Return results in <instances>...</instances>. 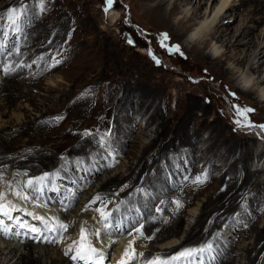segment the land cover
<instances>
[{"label":"rangeland","instance_id":"374dc122","mask_svg":"<svg viewBox=\"0 0 264 264\" xmlns=\"http://www.w3.org/2000/svg\"><path fill=\"white\" fill-rule=\"evenodd\" d=\"M9 1L10 0H0V8L5 4L6 9H8L10 6H16L9 4ZM159 1L160 0H115L113 7L108 12L104 11L106 6L105 0H50L49 3L46 2L45 8L47 9L46 13L48 11H54V9L59 10L61 13H64V15L66 16L67 24L64 25L61 23L60 25H62V28L67 27L68 24H74L80 29L81 46L91 45L93 47L95 46V50L97 48L102 49V54L97 51L98 53L95 52V54L93 55L85 54L84 56L87 55L86 57H97L94 60L95 62H98L99 60L105 62V58L109 57L108 61L106 62L109 63L108 67L110 65H113L115 73H111L112 69L109 68L108 75V70L104 69V74H102V76L103 80L109 82L108 86L113 87V84H115L119 80H114V78H126L127 85L133 84L141 87L143 86L146 89L154 90L159 94L157 97L158 99H155V104L153 105L151 112H153L156 108L161 110L164 103L165 107L163 106L164 113H162V115L163 117H169L170 119L173 116H179L182 113L181 111H183V109L186 107L187 102L192 103V100H194L198 104H200L201 108L196 109L195 115L199 120L205 118L206 125L201 127V143L200 145L198 144V148L201 149V147H209L215 141V139L212 140L211 131L209 128H207V124H212L214 123V120H216L218 125L226 129L227 135H231L237 140L239 134L256 137L258 139L257 154L263 153L264 156V129L258 127H241L235 123L236 120H240L242 124L246 123L244 117L237 114L235 106L239 105L241 108L246 106L254 109V112L248 114V119L253 124H264V86H253L254 80L256 81L259 76V72L256 73L250 71V67L252 66L251 62L253 59L251 58L244 67L238 66L237 62H235L234 60L219 63L217 62L216 58L220 57L223 54L230 55L234 59L237 58L236 53L233 51V48L229 49V47L226 46L225 42L216 41V39L212 38V36H209V34L204 38V41L200 43H195L189 38L190 32L192 30L194 31L196 28L198 29L204 21H207L206 24L209 25V28L213 33L214 26L219 23L221 15L224 14L228 9L226 7L221 12H218L219 6L223 0H215V2L214 0H202L201 3L203 5V14H201V16H197L198 18H196L195 16L192 17V13L195 11V7H197L198 4L197 0L186 1L187 3L185 6L181 7L179 5L174 15L167 14L170 17V22L167 25H162L161 23H159L154 17V14H152L151 12V9ZM174 1L175 0H163L168 13L174 8ZM241 1L242 0H230V5H228V7L237 5ZM263 1L264 0H261L260 2ZM213 2L214 5L212 7ZM257 2H259V0H257ZM216 3L218 6H216ZM71 8L76 10V13H78L81 17L83 16V14H85V16H90L89 23L92 25L95 24V26L93 25V27L95 28L91 29L88 28V26L86 27L88 23H86L85 21L79 22L76 18L75 11L71 10ZM31 13L32 15H30ZM31 13H27L26 18L23 20V22L27 23V25H21V27L23 28V32L15 35L11 31V25L7 22V20H0V36L1 34L3 36L4 33H7V36H4L6 44L9 43V40L12 37L17 39V43L14 42L16 46H18L20 43L22 44L21 40L22 38H25L24 36H26L27 38L26 30L30 29L32 25H34L33 22L35 23V25L37 24V28H39L41 31L43 28L46 31H49L53 28L49 27L50 18L45 13L44 15L38 13V9L34 6ZM112 13H115L113 23L109 19V16ZM260 16L261 15H258L257 12L253 13L251 16H249L245 11L237 12V15H232L231 13H229L224 20L226 21L224 23L233 22L231 31L232 35L236 34V36L238 35V33H235L236 27L241 28L242 26V28H245L246 26L252 27L255 25L256 32L254 35V41H257L258 36H261L260 40L264 38V21L260 18ZM1 17H6V13ZM52 18L56 19L57 16L54 15L52 16ZM251 18H255V21H257V23H252ZM116 21H118V23L115 24ZM42 24H44L43 27L41 26ZM34 33H36V31L33 30L30 32V35ZM161 33H167L169 35L170 39L166 42L168 45H180V49L181 52H183V55L170 52L167 47H162L160 43ZM187 33L189 34L185 37ZM67 34L69 35V32L67 31L63 33V38L57 41L58 46L63 43L64 39L68 38ZM73 41L74 39L71 40L68 45L74 43ZM129 41H133V43H129ZM0 42H2L1 39ZM11 45H13V43ZM263 47L264 44L260 48L255 50L258 53ZM8 49H12V47ZM197 49L202 52V55L204 57H211L212 60L208 61V59L206 60L200 57L197 54ZM250 49L252 51L254 50L253 48ZM108 50H113L115 53L113 55H110L106 53ZM245 53L249 55L251 51H248V48H246L244 54ZM100 55H104L106 57L100 58ZM153 56H155L156 59H158L160 62L157 63L156 59H154ZM8 57L9 55L7 54V50L4 48H0V66H4L3 62L5 60L3 59H6ZM84 60V58L82 60L81 58L79 59V61ZM33 61L37 62V59L22 55L21 61L18 63V65L21 62L25 65H34L36 62L33 63ZM256 62L257 61H255V63ZM18 65L16 67H19ZM31 67L26 68L28 73L25 75V79H41L42 89L27 85H23L22 89L25 94L30 93L34 96L33 99L37 102V107L32 105L31 102L22 99L15 101L14 104L10 103L9 90L12 82L8 81V75L5 76L4 74V72L7 71H4L3 67H0V92L2 91L0 93V129L7 128V126H14L16 124H26L28 121L39 120L48 112H55L62 106L64 107L66 102L69 101L74 90L79 91L85 86V83L82 82L83 79H86L83 78V72L80 74L77 71L67 69L63 72H53L48 75H44L45 68L38 69L40 65L39 67L33 69ZM238 67L240 68L238 69ZM99 68L100 67H98L97 70H99ZM261 69H263L264 71V65ZM228 70H233L234 73H227ZM105 71L107 72L105 73ZM97 73L98 72L94 73L93 75ZM121 74L125 75L121 76ZM232 74L234 75L231 76ZM38 76H41L42 78H37ZM80 80L81 82H79ZM8 82L10 83L8 84ZM51 85H56L59 88V92H49L48 89ZM250 87L253 88L254 93L248 96L246 95V93ZM233 93H235V95H232ZM162 98H164V102H162ZM137 101V96H134L131 100V103H133V107L129 106L128 104L123 107V110L125 117L132 116L138 122V127L140 129L138 131H135V134L131 138V141L138 142L137 146L141 148H139L137 152H135L136 150H134L131 154L128 152V150L127 152L123 153L118 149V147L115 146V144L107 142L105 143V145L107 146L103 145V148L99 149V139L101 140V137H104L105 141V135L100 132L92 133L91 138L93 140L91 142L92 144H94V146H98V149H94L92 151L95 153L91 152V154L89 153L85 159L80 158L75 160L71 164H65L63 167H61L62 171L59 169V167H52V169L48 166L47 168H44L45 170L41 169L37 172L39 175L45 172L55 174L52 177L51 183L49 185L48 193L45 196L48 206L35 209V207L38 206L21 201L17 197H13V194L9 192V198L7 196L8 200L12 202L15 201V205L17 204V206L22 210L17 211L18 213L16 212L18 216H14L15 218L13 220H6V223L12 229V232L7 236H3V234H0L1 244L4 243V245H6L5 243H12V245L14 246H16L17 244L20 246L23 243L26 244V242L35 241V243L41 242L45 246L48 244L47 246H50V248H54L55 251H61L60 249H62V243H64L61 242V239H63L62 236H64L66 232L61 231L59 233H51L49 231H46L44 230L43 225L40 224V221L34 219L32 216L31 218L30 216L26 215V212H28L29 210L32 212L36 210L35 212H37L38 209H41L43 211L38 210V212L36 213L37 215L38 213L40 215L46 212V214L48 213L47 215H42L44 217L48 216L49 221L53 222V218L56 216L55 218L59 217L61 221L63 220L64 223H68V218L70 216H76V214L81 210V207L82 210L86 209V207L89 205L90 198L93 195H96V193L100 189L101 184L106 181V176L109 173L115 170L111 175L115 176L117 173L123 172L125 173V176H128L131 173L130 168L137 165L139 155L143 146L152 143L157 137L156 129L158 128V123L145 125V122L142 119L143 116L138 117L137 112L139 111L140 107L138 106L139 103H137ZM165 108H168V110L166 111ZM179 108L182 110L180 111ZM202 108H206L208 110V113L205 114L202 111ZM84 125H86L87 129L92 128L88 127L89 124L87 125L86 123H84ZM199 127L200 125L197 124L194 126V129L197 130L199 129ZM33 138L34 136H32L31 134H26L21 142H18L20 144H18L17 146H22L23 148H25V146L30 145ZM217 140L219 139L217 138ZM164 144L165 143H163L162 146ZM126 145H128V149L133 150V147L131 146L132 144L130 142H127ZM219 151L222 156L223 154H225L224 149L221 148ZM24 156L25 155L22 154L19 149H14L12 152H9L7 157L2 156L0 153V161L10 160L7 162L11 163L7 166L2 165L3 167L0 165V172L4 174V176L6 177L5 179L10 177V175L13 176V178L9 179L13 184H16L14 183L16 182V180H24L19 178L23 175H15V173L18 171L15 170L16 167L14 164L16 161L21 163L22 159L26 157ZM189 156L190 158L188 159ZM263 156H261L262 159L256 158V160H252L251 165L252 171H258V179H260L262 183H264ZM209 157L210 156H208L207 158L201 157L200 152L197 149L189 148L188 146H182L177 150L171 151L169 154L171 165H169L170 163L163 161L161 164V169L159 170V174H156L153 177V183H150L149 186L140 187L141 197L139 199L141 205L133 203L132 206L128 207L129 209L127 211L119 209L117 210V213L115 215H112V223H115L117 219L122 220L123 223L127 224L125 229H130L133 225V222H137L136 226H139V223H142L144 225V236L141 237L138 233L133 232L131 236L126 233L124 235L117 234L118 236H114L113 239H115L117 243H119V245L121 244V242L124 244L130 237L136 238L139 243H144L146 241L145 237H147L148 235L146 233V228L149 224L148 220L146 219V207L148 205L151 206L158 203L159 205H161L163 199L166 200L173 195L172 191L174 190L173 187L176 186V183L180 180H186L187 175L193 169L192 167L194 165V162L198 166L201 165V163H206L209 160ZM236 158L237 157H234L226 163L221 159H214V161L218 167H221L222 165L224 167L225 164L231 166ZM12 159H14L15 161ZM29 160L32 162L33 166H36L38 164H44L46 166L45 161H42L38 158H30ZM113 164L114 166H107ZM9 166H12L10 170L15 176L13 174H9L8 172L4 173L3 171H1ZM221 170L222 169H217L212 172L214 177H220V175L224 173V170ZM39 175L31 174L30 176ZM3 185L5 187L4 182L0 181V186L2 187ZM189 187H191V184H189ZM54 188L59 189V191L52 190ZM66 190L68 192H66ZM76 191L78 195L73 199V197H71V193ZM66 197L69 198L66 199ZM108 200L111 203H108ZM114 200H118L117 195H104L103 202L93 204L91 208L85 210V213L91 212L89 209L95 210L97 207H103L104 204H107L108 210L111 205L114 204ZM256 200L257 203H260V205L264 204V190L262 193L257 194ZM83 201H85L83 203L84 205L82 204ZM205 203L206 197L204 194H201L195 197L191 206L185 208L180 213V216L185 219V225L183 227V230L181 231L180 236L177 237L171 244L181 245L184 243L190 229L197 222ZM246 205L240 209L239 213L237 211L238 214L234 213L232 217L226 221V224L222 227V233L216 240L213 241L215 245V259L211 262V264H217V262L220 264L226 258V254L233 251L236 255V263L240 264L237 259H240V255L242 253L240 249L241 246H249L250 243H253L255 241V235L252 236V232H250L249 235L245 236L243 231L244 223L242 222V220L251 215L250 211L252 207H254V209H260V206L256 204ZM26 206L28 207L26 208ZM65 208H67V211H65ZM24 209H26V211ZM50 209L52 211H50ZM261 210L264 211V206ZM161 212L162 211H160V213ZM14 214L15 213H13V215ZM20 214L22 215L20 216ZM161 215L169 220L172 218L171 213L164 212L163 214L161 213ZM159 217L160 216H158V218ZM18 221L23 224L35 225L37 227H40L42 230V235L30 232L27 228L21 227ZM258 226L260 229L264 227V217L260 218ZM70 228L71 227H68L67 230H69ZM98 229L101 232V240L105 241V243L102 245L105 247L107 254L109 255L107 256L109 257L107 264H110L118 256L116 253H114V248L112 250V246L111 248L108 247V238H106L107 236H104V233L105 231L109 230H106L104 228L102 221ZM227 231L230 232V234H227ZM16 233H19V235H16ZM13 238L15 239L12 240ZM36 238L40 239V241H36ZM148 240L150 239H147V241ZM201 244H196L194 246L188 247H197ZM153 245L157 248L159 246L166 247V245L168 244L163 245L155 243ZM256 246L260 250L264 246V242L259 243L257 241ZM21 251L25 252L23 251V248L21 249ZM5 252L7 253V251ZM3 257H5V254L3 255ZM152 257L148 258V256H145L143 257V259L141 257L138 262H136V264H145V260L151 259ZM10 264H13V262Z\"/></svg>","mask_w":264,"mask_h":264},{"label":"bare ground","instance_id":"6f19581e","mask_svg":"<svg viewBox=\"0 0 264 264\" xmlns=\"http://www.w3.org/2000/svg\"><path fill=\"white\" fill-rule=\"evenodd\" d=\"M49 1L50 0H46V2L48 3ZM186 1L192 0H175L173 3V10L168 13L163 0H160L157 4L154 5V7L151 9V12L152 14H154V17L159 23H161L162 25H167L170 22V17L167 14L174 15L179 5L181 7L185 6L187 3ZM260 1L261 0H259V2H257V0H242L239 4L228 7V5H230V0H223L219 6L218 12H221L226 7L228 9L224 14L221 15L219 23L214 26L213 33L212 30H210L209 25L206 24L207 21H204L198 29L196 28L194 31L192 30L190 34L187 33L185 35L186 37L189 34V38L191 40H193L195 43H200L204 41V38L209 34V36H212V38L216 39V41L225 42L226 46L229 47V49L233 48V51L236 53L237 58L234 59L227 54H223L221 56L219 55L220 57L216 58L217 62L219 63L234 60L235 62H237L238 66L244 67L245 64L248 63L252 58L253 60L251 62L252 66L250 67V71L256 73L259 72V76L256 81L254 80L253 86L258 87L264 86V71L263 69H261L264 65V47L258 53L255 49L260 48L264 44V38L260 40L261 36H258V40L254 41V35L256 32L255 25L252 27L246 26L245 28H242V26L241 28L236 27L235 33H238V35H232L231 26L233 22L224 23L226 22L224 20L229 13H231L232 15H237V12L245 11L249 16L257 12L258 15H261L260 18L264 21V1ZM25 2L29 4L28 13H31L33 11L32 0H25ZM201 2L202 0H199V2L197 0L198 4L197 7H195V11L192 13V17L195 16L196 18H198L197 16H201V14H203V5ZM214 2L212 3V7L214 5ZM19 3L20 0L9 1V4H12L14 6L19 5ZM216 6H218L217 3ZM6 10V4L2 5V7L0 8V17L5 15ZM71 10L74 9L71 8ZM46 11L44 13L50 18L49 27L53 28L49 31H46L43 28L41 31L39 28H37V24L35 25V23L33 22L34 25H32L30 29L26 30L27 38L26 36H24L25 38H22L21 40L22 44L20 43L17 46L20 48L21 55H15V51L13 49L12 55H10L6 59H3L5 60L3 62L4 66L11 64L14 68V71L11 72H4L2 70L5 76L8 75V81L12 82L9 90L10 103L14 104L15 101L22 99L31 102V104L36 107L38 106L37 102L33 99L34 96L30 93L25 94L23 92L22 86H34L42 89V81L41 79H25V75L28 73L26 69L27 67H16L21 61L22 55L28 56L29 58H36L37 62L32 65L31 68L33 69L39 67L40 65L38 69L45 68L44 75H48L53 72H63L67 69L77 71L80 74L83 72V78L86 79H83L82 82L85 83V86L79 91L74 90L69 101L66 102L64 107L62 106L55 112H48L39 120L28 121L26 124H16L14 126H7V128L0 129L1 155L7 157L9 152H12L14 149H19V151L26 157L24 156L25 158L22 159L21 163H19L18 161L14 163L16 167L15 170L21 172L22 174L24 172H27L28 176H30L31 174L39 175L37 172L41 169L47 168L48 166L49 168L59 167V169L62 171L61 167H63L65 164H71L72 162L80 158L85 159L87 155L89 153L91 154L94 149H98V146H94V144H92L91 142L93 140L91 138L92 135H84L86 131H90L91 133L100 132L105 135V141L103 144H101L100 142L99 149L103 148V145H105V143L111 142L115 144V146L118 147V149L123 153L127 152V150L130 154L134 150H136L135 152H137L141 147L137 146L138 142L131 141V138L134 136L135 131H138L140 128L138 127V122L134 119V117L124 116L123 110V107L128 104L129 106L133 107V103H131V100L134 96H137V103H139L138 106L140 107L139 111L137 112L138 117L143 116L142 119L144 120L145 125L158 123V128L156 129L157 137L152 143L143 146L141 152L139 150L140 155L138 163L135 167L130 168L131 173L128 176H125V173L123 172L117 173L115 176L111 175L115 170L109 173L107 175L108 177L106 176V181L101 184L100 189L98 190L96 195L101 194L103 197L104 195L110 196L112 194H115L118 196V200H114V204L112 203L113 205H111V207L107 211H110L112 215H115L117 213V210L119 209L127 211L129 209L128 207L132 206L133 203L141 205L139 199L141 197L140 187L149 186L150 183H153V177L156 174H159V170L161 169V164L163 161H166L167 163H170L169 165H171V161L169 160V154L171 151L177 150L182 146H188L189 148L197 149L200 152L201 157H210L206 163H201V165L198 166L194 162V165L192 167L193 169L187 175L186 180L178 181L176 183V186L173 187V195L166 200L163 199L161 205H159L158 203L151 206L148 205L146 207V219L149 222L146 228V233L148 234L147 236L152 235V239L148 241L146 239L144 243H139L136 238L130 237L124 244L121 242L120 245L119 243L112 245V250L114 248V253H116L118 257H116L110 264H117V262L122 257V254L128 242L133 239H135V247L137 252H143V257L148 256V258L152 256L154 257L157 254L170 255L184 247L194 246L206 241L213 242L222 233V227L226 224V221L229 220L234 213H237V211L239 213L240 209L243 208L246 204H256L260 206V209H254V207H252L250 211L251 215L242 220V222L244 223L243 231L245 236L249 235L250 232H252V236L255 235V241L253 243H250L249 246H241L240 249L242 253L240 255V259H237V261L240 264H264V246L260 250L256 246L257 241L259 243L264 242V227L260 229L258 226L260 218L264 217V211L261 210L264 204L260 205V203H257L256 200L257 194L262 193L264 190V183H262L260 179H258V171L254 172L251 170L252 160H256V158L260 159L261 156H263V153L257 154L258 139L253 136L239 134L237 140L231 135H227L226 129L218 125L216 120H214V123L207 124V128L210 129L212 140L215 139V141L209 147H201V149L198 148V144L200 145L201 143V127L206 125L205 118L199 120L195 115L196 109L201 108L200 104H198L194 100H192V103L187 102V105L183 109V111H181L182 109L179 108L182 113L179 116H173L171 119L169 117H167V119L162 115V113H164V103L161 110L156 108L153 112H151V109L155 104V99H158L157 97L159 93L155 92L154 90L146 89L143 86L141 87L133 84L127 85L126 78H114V80H119L115 84H113V87L108 86L109 82L103 80L102 76V74H104V69L108 70L110 68L112 69L111 73H115L113 65H110L108 67L109 63L106 62L108 61L109 57L107 58L104 55H100V58L106 57V61L104 62L102 60H99L98 62H95L94 60L97 57H86L87 55L84 56L85 54L93 55L97 51L102 54V49L97 48L95 50V46L93 47L91 45L81 46L80 29L74 24H68L67 27L62 28V25H60L61 23L64 25L67 24L66 16L64 15V13H61L59 10L55 9L54 11H51L52 13L49 11L46 13ZM74 11L75 13L77 12L76 10ZM44 13L42 14L44 15ZM30 15H32V13ZM54 15L57 16L56 19L52 18V16ZM114 16L115 13H112L109 16V19L112 21V23L114 21ZM76 18L79 22L85 21L86 23H88L86 27L88 26V28L91 29L95 28L93 27V25L95 26V24L92 25L89 23L90 16H85V14H83V16L81 17L78 13H76ZM251 22L254 24L257 23V21H255V18H251ZM116 23H118V21H116L115 24ZM23 24L27 25V23L25 22H22L21 25ZM41 26L43 27L44 24H42ZM33 30L36 31V33L30 35V32ZM65 31L69 32V35L67 34L68 38L64 39L63 43L58 46L57 41L63 38V33ZM4 36L5 35L2 36L1 34L0 39L2 40V42L6 43ZM73 39L74 43L68 45V43ZM16 40L17 39H15L14 37L10 38L9 43H7L8 48L12 47V43H17ZM49 41L52 42L49 43ZM246 48H248V51H251L249 55H247L246 53L244 54ZM250 48H253L254 50L252 51ZM106 53L113 55L115 52L113 50H108ZM197 54L206 60L208 59V61L212 60L211 57H204L202 55V52L198 49ZM41 56L44 57L43 61L39 59V57ZM53 58L59 59L60 63L53 66ZM80 58L81 60L83 58L85 60L79 61ZM255 61L257 62L255 63ZM98 67H100L99 70H97ZM240 67H238V69ZM96 72L98 73L93 75ZM106 72L107 71H105V73ZM231 72L234 73L233 70H228L227 73ZM123 75L125 74H121V76ZM233 75L234 74H232L231 76ZM37 78L42 77L38 76ZM79 82H81V80ZM9 83L10 82H8V84ZM58 89L59 88L56 85H51L48 91L57 93L59 92ZM253 93V88L250 87L247 90L246 95L250 96ZM162 102H164V98H162ZM165 109L166 111L168 110V108ZM202 111L205 114L208 113V110L206 108H202ZM57 117H59L60 119H57ZM84 123H86L87 125L89 124L88 127L92 128L87 129ZM197 124H199L200 127L199 129L195 130L194 126ZM106 133H111V135H106ZM26 134H31L32 136H34V138L31 140L32 142L30 143V145L25 146V148L20 145V147H18L17 145L20 144L18 142H21ZM217 138L219 140H217ZM127 142H130L132 144L131 146L133 147V150L128 149L129 147L127 148ZM163 143L165 144L162 146ZM221 148L225 151V154H223V156L219 151ZM234 157L237 158L233 162V164L231 163V166L225 164L224 167L223 165L221 167H218L214 161V159H221L226 163ZM30 158H38L42 161H45L46 166L44 164L33 166L32 162L29 160ZM189 158L190 156L188 157V159ZM7 161H0V165L7 166L11 164ZM11 167L9 166L4 169L2 168L3 170L1 171H3L4 173L8 172L9 174H13L10 170ZM217 169L224 170V173L220 175V177H214L212 173ZM198 177L203 181L202 183L195 182ZM10 178H13V176L10 175V177H8L6 180L10 181ZM19 178L26 180L28 177L21 176ZM17 182L19 181L16 180V182L14 183ZM189 184H191V187H189ZM125 185L127 187H125ZM5 187L4 185L2 187L0 186V191H6L7 188ZM66 192L68 191L66 190ZM47 193L48 191H46L45 196L47 195ZM75 193L77 196V191ZM201 194L205 195L206 203L202 208V212L198 217L197 222L190 229L183 244H171L177 237L180 236L181 231L183 230V227L185 225V219L180 216V213L185 208L191 206L195 197ZM96 195H93L90 198V201H92ZM75 197H73V199ZM177 199H179L183 204V207L179 209L176 208V205L174 203V201ZM84 202L85 201H83L82 204ZM13 203L15 204V201ZM27 207L28 206H26V208ZM37 208L39 207H35V209ZM157 209H160V211H162V214L164 212L171 213L172 218L170 220L166 219L161 215L160 211H157ZM24 210L26 211V209ZM89 210L91 212L85 213V210H82L81 207V210H78L79 212L76 214V216H70L68 218V223H66L71 228L65 231L66 233L64 234V236H62L63 239L60 238L62 240L61 242H64L62 243V249H60V252L57 250L55 251L54 248H50V246H47L48 244L45 246L43 243H35V241L26 242V244L23 243L20 246L18 244V246H14L12 245V243H5L6 245H4V243H0V264H10L12 262L13 264H84V262L82 261H73L71 259V255L73 253L65 255V252L74 240L79 239L81 227L92 230L93 228L98 229V227L100 226L101 221L99 219L98 212L91 209ZM35 211L34 213H37ZM50 211L52 210L50 209ZM14 213V216H18L16 212ZM44 214L47 215L48 213L46 214V212H44ZM21 215L22 214H20V216ZM158 216L160 217L158 218ZM46 218L48 219V216ZM126 225V223H123V233L121 235H124L125 233L127 234L129 229H125ZM157 229H159V231H157ZM227 234H230V232L227 231ZM118 235L120 234L118 233ZM14 239L15 238H13L12 240ZM35 240L40 241V239ZM155 243L168 245H166V247L159 246L156 248L153 245ZM98 246L102 248L103 254L105 256L104 264H107V261L109 260V257L107 256L109 255L107 254V251L102 244H98ZM108 247L111 248L110 246ZM22 248L25 252L21 251ZM5 251H7V253ZM4 254L5 257H3ZM150 254L153 255L151 256ZM226 255V258L220 264H237L234 251L228 252V254ZM217 264L219 263L217 262Z\"/></svg>","mask_w":264,"mask_h":264},{"label":"snow or ice","instance_id":"6c2138e0","mask_svg":"<svg viewBox=\"0 0 264 264\" xmlns=\"http://www.w3.org/2000/svg\"><path fill=\"white\" fill-rule=\"evenodd\" d=\"M115 0H105V12H108L114 5ZM46 0H33V6L38 9V13L42 14L46 11L45 8ZM29 10V4L25 3V0H20L18 6H10L6 11V17H0V20L6 19L7 22L11 25V31L13 34H19L23 32V28L21 24L23 20L26 18ZM7 36V33H4ZM170 39L167 33L160 34V43L162 47H167L170 52L179 53L183 55L181 52L180 45H168L166 42ZM52 41H49L51 43ZM129 43H133V41H129ZM0 48H4L7 50V54L12 55V49L15 51V55H21L20 48L13 43L12 49H8V45L4 42H0ZM156 59L155 56H153ZM41 61H43L44 57H39ZM54 59V58H53ZM36 61H33L35 63ZM156 62L160 61L156 59ZM60 63L59 59H54L53 66ZM19 67H28L30 68L31 64H23L22 62L18 65ZM3 67L4 71H14V68L11 64ZM232 95H235L233 93ZM237 110V114L244 117L246 123L242 124L240 120H236L235 123L241 127H258L264 129V124L255 125L248 119V114L254 112V109L249 107L241 108L239 105L235 106ZM57 119H60L57 117ZM85 136L92 135L90 131H86L84 133ZM106 135H111V133H106ZM101 144L104 143V137H101ZM107 166H114L107 165ZM16 176H26L28 177L26 180H22L17 182L16 184L11 183L10 181L5 179V176L2 172H0V181H3L7 191H0V234L5 236L9 235L12 232V229L6 223L7 221L13 220L15 217L13 215L14 212L21 211L22 209L15 205L12 201L7 199V196L12 193L19 200L34 204L38 207H46V199L45 193L49 190V185L51 183L52 177L55 175L53 173H43L39 176H28L27 172L23 174L21 172H16ZM206 179V177H205ZM196 183H202L203 181L198 177L195 181ZM125 187H127L125 185ZM55 191H59V189H52ZM76 193L72 192L71 197H75ZM69 197H66L68 199ZM98 202H103V197L101 194H97L92 201L89 202V205L85 210L91 208L93 204H97ZM108 203H111L110 201ZM176 208L179 209L183 207L182 202L177 199L174 201ZM67 211V208H65ZM96 212L99 213V219L103 222V226L106 230L113 231H105L104 235L107 236V244L108 246H112L117 243L114 236L118 233H123V221L117 219L115 223H112L113 216L110 211H107V204H104L103 207H97L95 209ZM160 211V209H157ZM26 215L32 216L34 219L40 221L43 225L44 230L49 232H61L67 231L69 225L61 221L59 218H53V222H50L46 217L37 215L34 212L28 211ZM18 223H20L18 221ZM137 222H133V225L128 230V235L131 236L133 232L138 233L141 237L144 236V225L139 223V226H136ZM21 227L27 228L30 232L41 234L42 230L40 227L35 225H27L20 223ZM159 231V229H157ZM19 235V233H16ZM219 235V234H217ZM101 232L99 229L93 228L89 230L85 227H81L79 233V239L74 240L72 244L68 247L65 252V255L69 253H73L71 255V259L73 261H82L84 264H104L105 256L103 254L102 248L98 246V244H104L105 241L100 239ZM146 239H152L151 236L145 237ZM215 245L212 241H207L200 246L197 247H184L182 249L177 250L174 254L168 256L167 258L161 256H154L151 259H146L145 264H211V262L215 259ZM144 256L143 252H137L135 247V239L130 240L122 254V257L117 262V264H136L138 260Z\"/></svg>","mask_w":264,"mask_h":264}]
</instances>
